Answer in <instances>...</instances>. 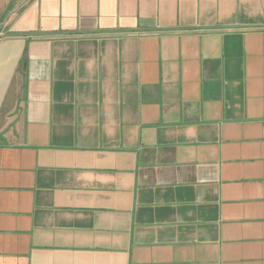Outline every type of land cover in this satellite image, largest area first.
I'll list each match as a JSON object with an SVG mask.
<instances>
[{"label":"crops","instance_id":"crops-1","mask_svg":"<svg viewBox=\"0 0 264 264\" xmlns=\"http://www.w3.org/2000/svg\"><path fill=\"white\" fill-rule=\"evenodd\" d=\"M0 264H264V0H0Z\"/></svg>","mask_w":264,"mask_h":264}]
</instances>
